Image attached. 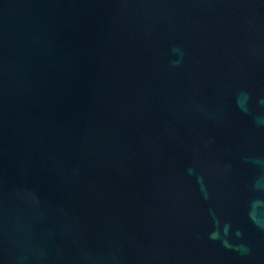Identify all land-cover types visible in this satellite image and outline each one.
I'll use <instances>...</instances> for the list:
<instances>
[{
	"label": "water",
	"instance_id": "water-1",
	"mask_svg": "<svg viewBox=\"0 0 264 264\" xmlns=\"http://www.w3.org/2000/svg\"><path fill=\"white\" fill-rule=\"evenodd\" d=\"M0 264H264V0H0Z\"/></svg>",
	"mask_w": 264,
	"mask_h": 264
}]
</instances>
